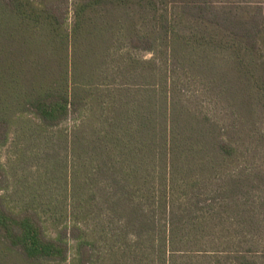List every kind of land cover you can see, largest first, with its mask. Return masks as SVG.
<instances>
[{
  "label": "trees",
  "instance_id": "1",
  "mask_svg": "<svg viewBox=\"0 0 264 264\" xmlns=\"http://www.w3.org/2000/svg\"><path fill=\"white\" fill-rule=\"evenodd\" d=\"M263 124L262 2L0 0V264H264Z\"/></svg>",
  "mask_w": 264,
  "mask_h": 264
},
{
  "label": "rangeland",
  "instance_id": "2",
  "mask_svg": "<svg viewBox=\"0 0 264 264\" xmlns=\"http://www.w3.org/2000/svg\"><path fill=\"white\" fill-rule=\"evenodd\" d=\"M215 1H221V0H215ZM244 1H253V2H262V6L264 9V0H244ZM72 21V19H70L69 23ZM263 131H264V124H263ZM17 152L15 150V146L10 145V147H6V148H2L0 149V166L5 170V172L7 173V181H9L8 183L6 182V187H9L8 189L11 190L12 188V183L13 180L15 181L17 178H19L20 180L23 179V175L21 173L18 172L17 170ZM16 168V170H15ZM33 172H35V169H33ZM11 183V184H10ZM9 184V185H8ZM11 186V187H10ZM52 227L49 226V230H51ZM73 257V250H71V252L69 253V261H71ZM13 259V258H12ZM11 261H9V263L13 264H26V262L22 261V259L20 257H14V259ZM68 261V262H69ZM28 264V263H27Z\"/></svg>",
  "mask_w": 264,
  "mask_h": 264
}]
</instances>
